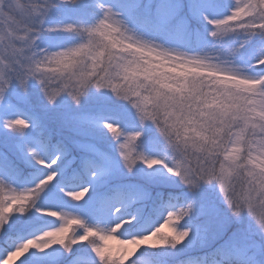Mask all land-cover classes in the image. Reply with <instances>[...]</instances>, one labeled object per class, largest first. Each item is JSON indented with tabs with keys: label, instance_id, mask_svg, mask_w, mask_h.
Wrapping results in <instances>:
<instances>
[{
	"label": "snow or ice",
	"instance_id": "1",
	"mask_svg": "<svg viewBox=\"0 0 264 264\" xmlns=\"http://www.w3.org/2000/svg\"><path fill=\"white\" fill-rule=\"evenodd\" d=\"M0 264H264V0H0Z\"/></svg>",
	"mask_w": 264,
	"mask_h": 264
}]
</instances>
